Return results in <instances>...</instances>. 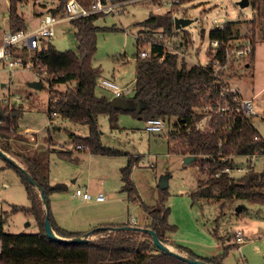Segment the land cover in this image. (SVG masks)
I'll return each mask as SVG.
<instances>
[{"label":"rangeland","instance_id":"rangeland-1","mask_svg":"<svg viewBox=\"0 0 264 264\" xmlns=\"http://www.w3.org/2000/svg\"><path fill=\"white\" fill-rule=\"evenodd\" d=\"M239 1L132 0L119 13L98 18L96 26L114 29L100 31L96 36L92 65L101 70L95 88L96 97H105L110 101L115 98L111 86H127L131 89L127 98L132 101L135 56L139 49L147 51V41H150L148 36L141 34V47H137L136 37L140 28L136 24L145 21L150 14L169 12L172 19L184 18L191 21L185 28L175 30L173 27L167 35L170 42L167 43L168 47L176 51L187 66H205L209 62V51H212L209 39L211 30L225 23L239 22L240 38L232 44L243 45L246 39H251L255 49L254 59L252 61L245 56L241 60L230 62V67L222 72L223 82L236 89L241 99L251 102L253 115L249 117L250 121L264 141V0H248L249 4L244 8L238 5ZM58 4V0H28L20 5L18 13L24 18L27 29L31 30L37 27L43 15L50 14ZM8 16V0H0V30L7 26ZM54 32V37L47 44L61 52H77L76 30L69 21L57 23ZM173 36L175 38L172 39ZM32 55L31 52L26 53L25 58L32 61ZM45 77L44 68L35 66L1 73L0 104L2 107L8 105L4 99H10L12 105H8V109L16 104L22 111L17 120L16 137L9 140L11 149L14 150L15 145L28 149L30 143H36L38 151L33 153L47 163L45 169L48 183L65 186L64 191L49 196L50 210L62 213L64 229L90 232L100 225L132 226V223L144 228L148 225V220L141 203L160 208L159 184L165 181L168 193L166 206L170 209L168 222L175 227L174 232L167 234L168 241L164 243L166 246L176 252L177 249L170 243L181 246L199 258H211L227 252L223 264H264V203L253 204L238 199H198L192 202L190 195L197 190L198 181H206L207 175L200 171L201 158L185 164L184 156L175 152L177 141L172 138L175 136L172 134V122L164 121L159 133H149L145 131L144 122L131 113L118 114L115 129L110 128L107 115H100L97 124L102 146L120 154L92 155L86 149L76 150L75 138L71 135L86 137L88 128L62 121L58 117H54L52 124L48 126ZM37 81L43 85L40 90L31 86ZM105 82L110 84L106 86ZM66 87L59 85L57 88L65 90ZM6 113L3 111V114ZM203 128H207V119L203 120ZM26 129L31 132H21ZM36 147L33 146L32 149ZM65 151L72 152L71 159L60 157ZM129 159L133 162L130 179L136 188L138 200H129L122 190L120 170ZM248 162L234 157L230 177H242L246 173L244 169ZM236 168L243 170L236 172ZM252 169L263 173L264 178L263 155L257 157ZM87 181L92 195L101 192L105 196L103 202L82 201L73 195L76 189L86 187ZM13 206L29 207L30 202L17 171L0 156V210L8 213L4 230L10 234L36 233L34 217L23 212L10 214ZM99 219L103 224L90 225ZM237 231L243 233L244 242L240 245L234 244V234ZM89 239L93 238L89 236Z\"/></svg>","mask_w":264,"mask_h":264},{"label":"trees","instance_id":"trees-1","mask_svg":"<svg viewBox=\"0 0 264 264\" xmlns=\"http://www.w3.org/2000/svg\"><path fill=\"white\" fill-rule=\"evenodd\" d=\"M27 1L8 0L9 16L6 29L11 32L27 30L24 18L18 13L20 5ZM66 1L58 0L59 4L50 11V14L62 17ZM78 1L85 6L89 3ZM102 16L91 14L69 21L76 30L77 52L70 50L61 52L51 44H47V47L40 51L32 52L33 66L44 68L46 74L44 83L48 92V126L52 124V113L63 121L86 126L88 128L86 137L71 135L75 138L76 150L83 148L92 155L117 156L120 152L101 144V132L97 124L100 115L108 116L111 129H115V121L120 113H131L143 122L158 118L172 122L174 128L172 134L175 135L172 138L177 141L175 152L184 157L201 158L200 171L207 175L206 181H198L197 190L190 195L192 202L198 199L216 201L238 199L253 204L264 203V178L260 176L261 173L250 169L239 179H233L224 172L220 173L226 168L233 169L234 157L251 156L254 153L264 156V141L256 133L250 118H241L234 111L228 113L218 111V100L221 105L224 104L219 96L222 82L215 76L212 61L217 59L222 64L225 62L223 44L240 38V23H225L210 31V42L218 41L220 44L215 54L209 51L211 59L205 66H187L177 55L165 51L162 43L156 39L159 31L167 36L173 29V19L169 12L150 14L145 21L137 23L140 30L137 32L136 45L141 47V34H144V37L148 36L149 52L147 57L141 58L139 49L135 56V88L132 97L134 108L125 112L113 109L107 98H98L95 95L101 74L100 68L92 65V57L96 51V36L100 31L114 29L95 25L96 20ZM254 51L252 47L248 54L249 60L253 61ZM25 55L26 52L22 50L20 56ZM70 84L73 85L69 86ZM59 85L67 87L65 90H58ZM138 102L141 105L139 111L136 108ZM225 103L231 109L237 105L230 94L225 97ZM205 106L212 108L213 111H208V128L202 131L196 124L205 115L202 113ZM3 111L7 113L3 114ZM0 113V150L17 156L21 167L42 190L54 233L62 238L81 237L87 234L88 232L67 231L55 224L49 207V196L64 191L65 186L48 183L45 169L47 163L37 157L36 153L11 151L9 140L16 137L17 120L22 115L21 109H8L7 105L2 107L0 104ZM71 155V151H65L60 157L71 159ZM8 164L17 171L30 202L29 207H11L9 213L23 212L32 215L37 232L7 233L4 230V223L8 213L0 210V264H189L171 254L159 251L148 234L123 229L125 226H131L129 224L94 227L90 235L93 239L82 244L62 243L49 239L43 228L45 210L39 191L29 184L18 168ZM132 167L133 162L129 159L120 170L122 190L126 192L129 200H138L136 188L130 179ZM160 191L158 202L160 208L141 203L149 222L144 228L153 230L160 242L167 243V234L174 232L175 227L168 222L170 209L166 206L167 190ZM118 227L120 229H115ZM170 245L179 253L208 264H223L227 253L211 258H199L190 250L172 243Z\"/></svg>","mask_w":264,"mask_h":264},{"label":"built area","instance_id":"built-area-1","mask_svg":"<svg viewBox=\"0 0 264 264\" xmlns=\"http://www.w3.org/2000/svg\"><path fill=\"white\" fill-rule=\"evenodd\" d=\"M128 2H112L111 0H89L88 5H84L78 0H67L64 8H63V16H53L51 14L43 15L37 27L31 30H20L16 32H11L8 29L4 28L0 30V74L1 73H11L15 68H20L22 70L30 69L33 67V62L29 59L27 60L25 57L20 56V52L23 50L26 53H32L36 51H40L43 47L46 46L47 41L54 37V27L60 21H72L81 17H85L91 14H101L103 16L107 15H115L122 10V8ZM168 36L164 35L162 32L156 35V39L162 43L165 51L177 55L176 51H174L171 47H168L170 44L168 40ZM175 36L172 37V39ZM236 41V40H235ZM169 42V43H168ZM168 43V44H167ZM212 46V54H215L217 47L219 46L218 41H211ZM224 45V53H225V62L222 64L219 60L214 59L212 61V65L214 67L215 76L219 78L222 82V85L219 89V96L222 98L224 104H220V100H218V111L223 113H228L234 111V113L239 114L241 118H249L253 115V107L250 101H244L241 99L238 91L232 87H228L227 83L223 82L222 72L227 70L230 67V62L241 60L243 57L248 56V54L252 50V41L251 39H246L243 45L240 44H232V42L223 44ZM149 52V48L147 51H141L140 57H147ZM178 56V55H177ZM112 93L115 98H127V96L131 93V89L127 86L123 88H119L117 86H111ZM230 94L233 96V101L237 102V105L231 109L225 103V97ZM5 104L10 105V99H4ZM1 101V100H0ZM208 111H213L212 108L205 106L202 108V113L205 114L202 116V119L196 124V127L202 129V131L207 130L208 122H209V114ZM1 114V113H0ZM51 117H56L55 113L51 114ZM207 119V128H203V120ZM202 123V128H201ZM49 125V121H48ZM164 125V121L160 118L158 119H148L144 122L145 131L149 133H159ZM83 150V148H77ZM258 155L254 153L251 156L245 157H237L243 158L245 161H249L244 169V172H248L250 169L252 170L253 164L256 161ZM243 168H236L234 171L242 172ZM230 169L226 168L221 172L227 173L229 176ZM219 175V174H218ZM73 195L79 198L82 201H95V202H103L105 200V196L102 193H97L96 195H92L89 190L85 187L78 188L75 190ZM235 245H240L244 242L243 233L241 231H237L235 234ZM239 249V248H238Z\"/></svg>","mask_w":264,"mask_h":264},{"label":"water","instance_id":"water-1","mask_svg":"<svg viewBox=\"0 0 264 264\" xmlns=\"http://www.w3.org/2000/svg\"><path fill=\"white\" fill-rule=\"evenodd\" d=\"M249 2L248 0H240L238 2V5L241 8H244L246 6H248ZM8 15V14H7ZM191 23L190 20L184 19V18H173V27L175 30H179L182 28H185L186 26H188ZM31 86L35 89H42L43 85L41 82L37 81L31 84ZM110 105L113 109H117V110H121V111H131L134 106L133 103L131 101V99L128 98H113L112 100L109 101ZM136 108L139 111L141 108L140 103L138 102L136 104ZM0 156L8 163H10L11 165H13L14 167L18 168L26 177L27 181L29 182L30 185H32L33 187H35L38 191H39V196L42 200L43 203V207L45 210V217H44V221H43V228L45 231L46 236L54 241L57 242H62V243H75V244H82V243H87L90 239L89 236L91 235V231L88 232L87 234L81 236V237H74V238H62L57 236L54 231L51 228L50 222H49V216H48V205L46 202V198L42 192V190L35 184V182L32 180V178L30 177V175L25 171L24 168H22L20 165H18L12 158L8 157L2 150H0ZM195 160V157H191V156H186L184 157V163L185 164H189L191 162H193ZM260 176H263V173H261ZM159 188L160 190H166L167 189V183L165 181H162L159 184ZM237 211H240L239 208H237ZM115 229H120L115 228ZM123 229H127V230H137L139 232H144L146 234H148L154 244V246L161 252L164 253H168L171 254L177 258H179L182 261H185L189 264H208L205 261L199 260V259H195L193 257H189L184 253H179L176 252L172 249H170L168 246H166L164 243L160 242L159 239L156 236V233L148 228H141V227H136V226H125L123 227Z\"/></svg>","mask_w":264,"mask_h":264},{"label":"crops","instance_id":"crops-1","mask_svg":"<svg viewBox=\"0 0 264 264\" xmlns=\"http://www.w3.org/2000/svg\"><path fill=\"white\" fill-rule=\"evenodd\" d=\"M5 26H6V24H5ZM6 28V27H5ZM100 78V77H99ZM110 83H108V82H105L104 83V85H106V86H108ZM4 85L2 84L1 85V87H3ZM128 99H130V98H128ZM11 105H12V103H10ZM8 106V105H7ZM17 108H19L16 104L15 105H13V108H11V109H17ZM63 121V120H62ZM17 130H18V125H17V129H16V132H17ZM30 130L29 129H26L25 131H21V132H24V133H27V132H29ZM31 132V131H30ZM19 142H21V141H19ZM36 147V143L35 144H32V143H30V145H28V149L27 148H24V147H21V146H18V145H15L14 146V150H12L11 149V151L12 152H17V153H24V152H35V151H38V148L36 147V148H34V149H32V147ZM43 150V149H42ZM5 153V152H4ZM8 157H10V158H12L18 165H20L19 164V161H18V158H17V156H15L13 153H5ZM21 166V165H20ZM75 181H73V183H74ZM87 185H86V187L85 188H89V186H90V183H88V181H87V183H86ZM85 185V184H84ZM89 190V189H88ZM97 193H101V192H97ZM53 195V194H52ZM95 202V201H94ZM51 211V210H50ZM68 211V210H67ZM51 214H52V216H53V218H54V221H55V224L59 227V228H62V229H64L63 228V226H64V222H63V215H62V213L61 212H59V210H55L54 212H52L51 211ZM147 218V217H146ZM148 220V219H147ZM102 222V220L101 219H99V220H95V222H93L92 224H90V225H99L100 223ZM99 223V224H98ZM147 223H149L148 221H147ZM101 224H103V223H101ZM130 225V224H129ZM132 226H135V224L134 223H132ZM137 227V226H136ZM145 227V226H144ZM66 230V229H65ZM73 232V231H72ZM202 258H204V257H202Z\"/></svg>","mask_w":264,"mask_h":264}]
</instances>
